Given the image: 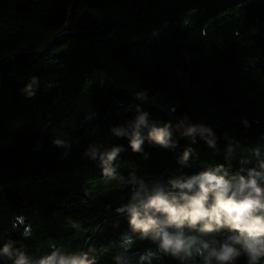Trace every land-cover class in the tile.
Wrapping results in <instances>:
<instances>
[{
  "label": "trees",
  "instance_id": "obj_1",
  "mask_svg": "<svg viewBox=\"0 0 264 264\" xmlns=\"http://www.w3.org/2000/svg\"><path fill=\"white\" fill-rule=\"evenodd\" d=\"M135 105L149 126L171 121L180 147L145 142L144 159L114 137L110 128L132 119ZM199 122L220 137L216 150L180 137ZM57 138L71 144L66 158ZM94 142L122 145L117 172L146 181L251 168L253 149L264 159V0H0V247L12 240L39 257L53 244L92 246L96 264H114L134 236L116 211L130 189L82 155ZM185 146L194 153L182 167ZM146 248L155 245L135 240L133 250Z\"/></svg>",
  "mask_w": 264,
  "mask_h": 264
},
{
  "label": "clouds",
  "instance_id": "obj_2",
  "mask_svg": "<svg viewBox=\"0 0 264 264\" xmlns=\"http://www.w3.org/2000/svg\"><path fill=\"white\" fill-rule=\"evenodd\" d=\"M134 110L132 119L110 128L114 137L128 140L133 153L148 159L145 142L165 150L180 147L178 140L172 138L171 121H153L149 126L150 113L140 105H135ZM188 119L184 116L181 123ZM242 123L246 128L251 126L247 119H242ZM143 129H147L146 134H142ZM179 135L192 143L199 137L213 150L220 140L204 122L187 123ZM53 144L64 149L62 158L69 155L68 140L57 138ZM123 150L122 145L108 147L94 142L82 154L99 162L104 177L118 180L130 189L127 203L116 211L126 213L134 236L124 238L121 251L113 257L114 264H153L163 257H171L179 264H236L241 256L246 257L247 264H260L264 259V159H260L259 149L252 150L257 157L254 167L232 172L230 165H211L193 174L172 175L166 182L146 181L135 171L127 178L120 175L115 162ZM193 153L194 149L185 146L177 155V165L187 167ZM31 234L30 228L22 233L26 238ZM136 239L150 241L155 248L133 250ZM94 252L92 246L87 251H66L53 244L50 252L33 257L14 247L12 240L0 247V257L12 264H96V256L90 255Z\"/></svg>",
  "mask_w": 264,
  "mask_h": 264
},
{
  "label": "snow or ice",
  "instance_id": "obj_3",
  "mask_svg": "<svg viewBox=\"0 0 264 264\" xmlns=\"http://www.w3.org/2000/svg\"><path fill=\"white\" fill-rule=\"evenodd\" d=\"M19 219H22V218H19Z\"/></svg>",
  "mask_w": 264,
  "mask_h": 264
}]
</instances>
